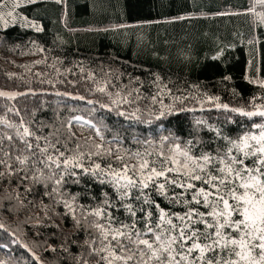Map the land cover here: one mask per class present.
I'll return each instance as SVG.
<instances>
[{
  "label": "snow or ice",
  "instance_id": "6c2138e0",
  "mask_svg": "<svg viewBox=\"0 0 264 264\" xmlns=\"http://www.w3.org/2000/svg\"><path fill=\"white\" fill-rule=\"evenodd\" d=\"M43 2L0 0V28L19 25L43 32L41 24L20 11ZM54 2L66 4V0ZM235 14L254 16L264 28V0H250L243 13ZM257 42L255 37L250 41ZM222 55L223 50L212 59ZM150 75L144 91H154L148 96L141 93L144 84L139 77L130 76L132 88L113 92L111 80L98 81L91 72L86 79L95 85L92 93L107 97L108 103L55 94L99 104L100 109L126 121L155 124L153 132L164 130L165 121L171 125L169 117L179 122L180 113L215 110L231 115L224 123L194 117L187 137L174 132L144 136L135 138L138 147L131 149L124 147L125 138L107 140L97 123L83 116H74L60 127L46 123L36 127L19 109L9 107L0 115V183H15V199L21 207L31 206L40 213L39 226L51 218L44 198L61 207L58 215L83 240L71 255L73 264H264V78L245 76L261 91L244 104L230 106L221 103L219 96L199 93L198 86V94L178 88L174 92L170 78ZM223 79L231 80V76ZM29 94L36 93L0 92V97L14 100ZM141 101L148 103L142 106ZM190 101L196 106L189 107ZM8 113L19 119H9ZM226 124L236 127L227 131ZM74 125L87 127L94 137L81 142L72 132ZM202 130L211 135L201 136ZM28 196L33 200L25 203ZM0 230L8 231L2 223ZM22 247L35 264H43L27 245ZM60 249L69 253L63 243ZM44 250L55 253L57 248Z\"/></svg>",
  "mask_w": 264,
  "mask_h": 264
},
{
  "label": "trees",
  "instance_id": "16d2710c",
  "mask_svg": "<svg viewBox=\"0 0 264 264\" xmlns=\"http://www.w3.org/2000/svg\"><path fill=\"white\" fill-rule=\"evenodd\" d=\"M249 4L250 0H66V4L45 0L29 5L20 11L41 24L44 31L36 32L19 25L0 28V91L36 94L18 95L14 100L0 97V115L14 107L36 127L41 123L60 127L74 116H83L96 122L107 140L113 136L125 138L124 147L131 149L138 147L133 143L134 139L144 136L155 138L174 132L187 137L194 117L204 118L209 123H224L230 113L215 110L180 113L179 122L177 117H169L171 125L165 121L164 130L153 132L155 124L126 121L114 112L100 109L99 104L87 105L84 101L55 93L108 103L107 97L92 93L95 85L86 79L91 72L96 74L98 81L111 80L115 85V88L110 87L113 92L125 86L132 88L134 82H130V76L139 77L144 84L141 93L148 96L154 91H144L151 82L150 73H158L170 78L169 86L174 92L178 88L181 92L198 94V86L199 93L219 96L221 103L244 104L246 99L261 91L248 83L245 76L254 79L259 74L264 78V29L257 25L256 17L235 14L243 13ZM137 21L151 23L115 31L94 30ZM254 37L258 42L250 43ZM221 50V58L213 60L212 57ZM25 59L35 60L34 68L40 72L15 74L11 70L13 63ZM225 75L231 76V80H224ZM146 103L148 101H141L142 106ZM188 106L196 105L190 101ZM92 107L96 108L95 112L88 111ZM8 117L19 119L11 113ZM73 127L90 132L87 127ZM225 127L231 131L236 125L226 124ZM89 134L84 140L78 135L76 138L83 142L94 137L93 133ZM199 134L205 138L211 135L206 130ZM8 192L15 197V183H0V197H6ZM31 200L33 197L28 196L25 203ZM44 203L49 206L51 218L42 226L40 223L31 226L30 235H38L54 245L63 243L68 246L69 254L75 255L76 244L82 243V238L58 215L62 211L60 206L47 198ZM10 205L17 209L12 210L6 201L5 210L9 214L35 220L40 216L31 206L21 207L16 199L11 200ZM53 225H59V228ZM66 229L71 232L65 234L63 230ZM69 237L74 243L68 244ZM20 243L9 230H0V261L4 264H35Z\"/></svg>",
  "mask_w": 264,
  "mask_h": 264
},
{
  "label": "rangeland",
  "instance_id": "374dc122",
  "mask_svg": "<svg viewBox=\"0 0 264 264\" xmlns=\"http://www.w3.org/2000/svg\"><path fill=\"white\" fill-rule=\"evenodd\" d=\"M34 62L35 60L32 61L30 59L15 61L11 67V70L15 74L18 73L19 75L23 73L40 72L39 70L34 68ZM0 92L10 93V94L19 93L17 91L15 92L0 91ZM72 129L74 133L81 138L80 140H84V138L90 136L89 134L90 132L83 130L79 131L74 127ZM96 142L99 143L98 141ZM5 196L6 197H0V223L4 224L5 228H7L14 235V237H17V239L21 241L20 245H27L28 249H31L32 252H35L36 255L40 256L41 260L43 261V264H73V261L71 260V255L69 253L62 252L60 249V245H54V243L51 242L50 240L42 239L38 235L35 234L30 235L29 228L37 223H40V220H38L37 218L35 220L27 217H18L16 215L7 213L5 210L6 201H9V206L11 207L12 210H15L17 208L14 205H10L11 200H15V197L10 192H8ZM6 198L8 200H6ZM64 231L65 234H69L71 232V230L69 229L63 230V232ZM49 246L56 247L57 251L55 253L50 251H45L44 249ZM64 257H67L66 261L68 262L64 261L65 260L63 259Z\"/></svg>",
  "mask_w": 264,
  "mask_h": 264
}]
</instances>
